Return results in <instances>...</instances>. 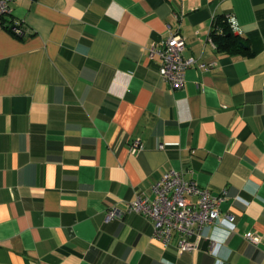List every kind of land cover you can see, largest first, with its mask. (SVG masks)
Returning a JSON list of instances; mask_svg holds the SVG:
<instances>
[{
	"label": "crops",
	"instance_id": "crops-1",
	"mask_svg": "<svg viewBox=\"0 0 264 264\" xmlns=\"http://www.w3.org/2000/svg\"><path fill=\"white\" fill-rule=\"evenodd\" d=\"M9 6L0 19V264H264V0ZM217 16L233 20L247 55L209 42ZM170 34L184 38L185 58L214 64L187 69L183 89H170L148 58ZM135 139L142 148L131 153ZM169 169L214 196L226 191L221 211L234 229L212 224L196 252L178 253L153 239L142 215L105 220L119 201L152 198ZM219 232L229 233L223 243Z\"/></svg>",
	"mask_w": 264,
	"mask_h": 264
},
{
	"label": "built area",
	"instance_id": "built-area-1",
	"mask_svg": "<svg viewBox=\"0 0 264 264\" xmlns=\"http://www.w3.org/2000/svg\"><path fill=\"white\" fill-rule=\"evenodd\" d=\"M13 0H0V19L10 13ZM32 1V0H29ZM228 22L232 30L236 29L231 18ZM24 36L23 29L16 25L12 31ZM209 42L213 45L211 38ZM185 40L178 34H170L164 42L147 47L148 58L159 59V75L170 89H183L185 72L191 67L208 70L214 64L198 63L195 58H185L183 51ZM142 148L140 140L131 142L130 152L135 153ZM153 197L137 194L131 201H119L106 212L105 220L120 219L126 214L136 213L150 220L153 227L152 237L164 247L173 245L178 253H194L204 238L203 231L212 224L234 229L235 217L221 211V203L226 191L214 196L208 188H202L195 182L185 179L183 172L169 169L163 172L160 179L152 186ZM245 240L258 245L261 237L248 232ZM211 248L215 243L211 242Z\"/></svg>",
	"mask_w": 264,
	"mask_h": 264
},
{
	"label": "trees",
	"instance_id": "trees-1",
	"mask_svg": "<svg viewBox=\"0 0 264 264\" xmlns=\"http://www.w3.org/2000/svg\"><path fill=\"white\" fill-rule=\"evenodd\" d=\"M6 29H8V27H6ZM15 36L20 39L24 37L16 34ZM209 37L214 43L215 48L220 52L231 55H247V52L244 50V44L241 37L233 33L226 16L215 17Z\"/></svg>",
	"mask_w": 264,
	"mask_h": 264
},
{
	"label": "clouds",
	"instance_id": "clouds-1",
	"mask_svg": "<svg viewBox=\"0 0 264 264\" xmlns=\"http://www.w3.org/2000/svg\"><path fill=\"white\" fill-rule=\"evenodd\" d=\"M229 233L228 232H219L214 239L218 240L220 243H223L227 237H228ZM216 264H221V261L217 260Z\"/></svg>",
	"mask_w": 264,
	"mask_h": 264
},
{
	"label": "water",
	"instance_id": "water-1",
	"mask_svg": "<svg viewBox=\"0 0 264 264\" xmlns=\"http://www.w3.org/2000/svg\"><path fill=\"white\" fill-rule=\"evenodd\" d=\"M14 28H15V26L12 25V26L9 28V30L12 32Z\"/></svg>",
	"mask_w": 264,
	"mask_h": 264
}]
</instances>
